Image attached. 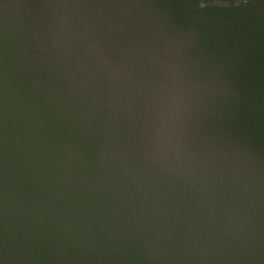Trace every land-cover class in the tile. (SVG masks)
<instances>
[{
    "label": "water",
    "instance_id": "95a60500",
    "mask_svg": "<svg viewBox=\"0 0 264 264\" xmlns=\"http://www.w3.org/2000/svg\"><path fill=\"white\" fill-rule=\"evenodd\" d=\"M0 264H264V0H0Z\"/></svg>",
    "mask_w": 264,
    "mask_h": 264
}]
</instances>
